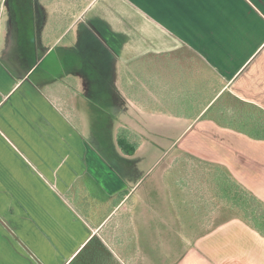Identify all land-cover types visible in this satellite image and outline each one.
<instances>
[{"label":"crops","instance_id":"0c3cea01","mask_svg":"<svg viewBox=\"0 0 264 264\" xmlns=\"http://www.w3.org/2000/svg\"><path fill=\"white\" fill-rule=\"evenodd\" d=\"M8 4L10 17L0 18V264H68L106 225H123L132 196L141 222L161 217L148 202L162 199L161 187L140 180L175 147L166 169L186 152L226 166L264 201V140L201 117L222 92L264 109V0H32L27 17ZM190 52L222 87L184 115L178 73ZM121 126L140 137L133 155L116 144ZM171 264H264V237L232 217Z\"/></svg>","mask_w":264,"mask_h":264},{"label":"trees","instance_id":"16d2710c","mask_svg":"<svg viewBox=\"0 0 264 264\" xmlns=\"http://www.w3.org/2000/svg\"><path fill=\"white\" fill-rule=\"evenodd\" d=\"M31 1L11 0L15 12L20 17L31 16ZM182 55H188L184 56L183 59L185 61L189 57V63L188 61L185 64L181 63L180 73H178L180 75L181 93L180 111L184 115H195L203 108L204 100L210 99L220 90L222 82L218 74L205 64L197 54L193 52L181 54V59ZM133 68L136 70L133 73L141 76L138 70L139 61ZM151 68L149 74L154 76L156 72L154 63ZM168 74L170 76L171 70L168 71ZM138 85L139 83L136 85L133 82V93L139 92ZM201 117L212 119L219 126L234 129L250 138L264 140V109L238 99L229 92H222ZM115 139L119 150L125 155H133L140 145V137L122 126L117 129ZM183 155L199 164L200 173L201 171L203 173L200 174V183L206 182L208 194L213 200V204L219 207L221 215L227 214L211 226L232 217H239L264 237V201L241 184L226 166L203 160L185 152ZM189 165L195 169L192 163ZM127 193V190L117 193L111 201V205H117ZM130 200L128 201L129 204ZM215 215L217 216L216 213ZM130 217L129 214L121 217L123 225L116 224L112 225L111 228L106 225L99 230L68 264H133L131 263L133 258L134 261L136 260V264L140 263L141 257L138 254L141 245L144 246V238L140 230L131 229ZM132 254L138 257H134V255L132 257Z\"/></svg>","mask_w":264,"mask_h":264},{"label":"rangeland","instance_id":"374dc122","mask_svg":"<svg viewBox=\"0 0 264 264\" xmlns=\"http://www.w3.org/2000/svg\"><path fill=\"white\" fill-rule=\"evenodd\" d=\"M8 5V0L2 1L0 18L10 17L11 10L9 12ZM2 35H5L3 27L2 29L0 28V37ZM136 75L138 74L133 73L132 79L134 81L132 80V82L137 85L140 81V75ZM140 122L141 120L133 116L131 124L138 131ZM151 132L153 131L151 130ZM142 138L144 144H146L148 140L146 137ZM150 139H153L152 141L156 143H161L160 140H164L157 139L154 136L150 137ZM169 139L167 137L164 141L170 142ZM170 150L173 151H170L168 155H164L162 162L158 164L153 173L150 171L140 180L142 187H148L153 184L151 187L154 188V191L156 183L161 187L162 199L155 201V196H152V198L149 197L148 202L152 208H156L158 204V208L161 209L160 212L163 215L156 217L149 213L150 215L147 216L149 222L144 224L136 213L137 208L140 207V201L138 199L134 200V196H132L131 205L128 206L129 208L131 207L129 222L131 223V229L141 231L144 238L143 244L146 246L141 245L142 247L138 254L141 257V262L137 264H171L173 260L185 251L190 240L201 236L204 230L227 215H221L219 207L213 204V200L210 199L208 194L206 182L200 183L203 173L202 171L200 173L199 164L190 160L188 156L183 155L184 152L180 154V159L178 158L179 166L174 168L169 165L167 169L164 167L172 157V154L177 153L178 147ZM190 163L195 166V169L191 168ZM156 177L161 179L157 180ZM158 190L160 191V189ZM134 257L138 256L134 255ZM135 261L133 258L131 263L136 264Z\"/></svg>","mask_w":264,"mask_h":264}]
</instances>
